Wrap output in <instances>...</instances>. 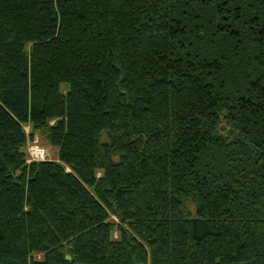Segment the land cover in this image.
Listing matches in <instances>:
<instances>
[{"label": "trees", "instance_id": "1", "mask_svg": "<svg viewBox=\"0 0 264 264\" xmlns=\"http://www.w3.org/2000/svg\"><path fill=\"white\" fill-rule=\"evenodd\" d=\"M0 264H264V0H0Z\"/></svg>", "mask_w": 264, "mask_h": 264}, {"label": "rangeland", "instance_id": "2", "mask_svg": "<svg viewBox=\"0 0 264 264\" xmlns=\"http://www.w3.org/2000/svg\"><path fill=\"white\" fill-rule=\"evenodd\" d=\"M25 130L26 132H28L29 128L26 127ZM29 148L34 150L37 153V155L40 154V157H42V159H39L40 161L57 159L58 149L56 147L49 145L44 138L39 137L37 135L34 136L32 141L28 142L26 146L27 153L30 151ZM29 154H28V159H29ZM40 257L41 256H37L38 259H40Z\"/></svg>", "mask_w": 264, "mask_h": 264}, {"label": "built area", "instance_id": "3", "mask_svg": "<svg viewBox=\"0 0 264 264\" xmlns=\"http://www.w3.org/2000/svg\"><path fill=\"white\" fill-rule=\"evenodd\" d=\"M31 148V147H30ZM29 148V149H30ZM29 151V150H28ZM29 152H30V154H29ZM28 152V154H29V159H28V161H40L39 159H42V157H40V154L39 155H37V153L34 151V150H32V149H30V151Z\"/></svg>", "mask_w": 264, "mask_h": 264}]
</instances>
